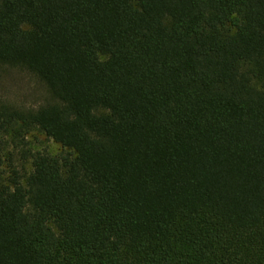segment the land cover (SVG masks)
<instances>
[{"label":"trees","instance_id":"16d2710c","mask_svg":"<svg viewBox=\"0 0 264 264\" xmlns=\"http://www.w3.org/2000/svg\"><path fill=\"white\" fill-rule=\"evenodd\" d=\"M0 66L62 150L0 180V264H264V0H0Z\"/></svg>","mask_w":264,"mask_h":264},{"label":"rangeland","instance_id":"374dc122","mask_svg":"<svg viewBox=\"0 0 264 264\" xmlns=\"http://www.w3.org/2000/svg\"><path fill=\"white\" fill-rule=\"evenodd\" d=\"M44 84L25 69L0 66V103L20 110H36L52 102ZM38 152L58 155L60 146L36 127L21 129L18 124L0 128V180H6L14 168L19 175L31 171L32 156Z\"/></svg>","mask_w":264,"mask_h":264}]
</instances>
